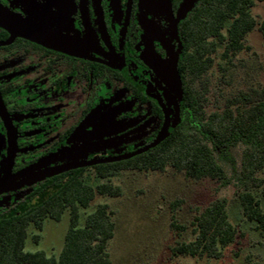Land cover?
Here are the masks:
<instances>
[{
    "label": "flooded vegetation",
    "instance_id": "af4514ba",
    "mask_svg": "<svg viewBox=\"0 0 264 264\" xmlns=\"http://www.w3.org/2000/svg\"><path fill=\"white\" fill-rule=\"evenodd\" d=\"M196 1L0 0L14 19L0 25V178L140 151L164 110L173 125L180 94L160 74L175 64L182 89L179 25ZM29 175L0 191V213L44 179L13 186Z\"/></svg>",
    "mask_w": 264,
    "mask_h": 264
},
{
    "label": "trees",
    "instance_id": "16d2710c",
    "mask_svg": "<svg viewBox=\"0 0 264 264\" xmlns=\"http://www.w3.org/2000/svg\"><path fill=\"white\" fill-rule=\"evenodd\" d=\"M264 0H197L179 25L182 53L178 72L181 78L179 117L157 143L153 140L140 151L100 160L92 166L72 167L44 178L22 199L0 213V264H111L107 243L114 234L112 210L97 203L96 195L119 196L121 188L109 177L122 170L163 171L171 167L187 178H211L227 185L221 162L233 163L231 149L241 145L235 196L241 213L264 234V211L255 194L264 198V86L240 91L227 98L218 110L206 113V74L220 57L231 61L246 49V36L257 29L264 37V18L251 13ZM101 179L95 184L87 179ZM180 201L171 203V211ZM68 213L59 252L27 251V238L39 241V232L48 219L59 221ZM194 237L170 247L172 255L219 258L233 243L237 229L228 219L226 200L217 199L198 211L191 221ZM170 226L183 229L171 215ZM251 264H259L252 262Z\"/></svg>",
    "mask_w": 264,
    "mask_h": 264
},
{
    "label": "rangeland",
    "instance_id": "374dc122",
    "mask_svg": "<svg viewBox=\"0 0 264 264\" xmlns=\"http://www.w3.org/2000/svg\"><path fill=\"white\" fill-rule=\"evenodd\" d=\"M251 13L257 21L262 20L264 4L256 2ZM4 21L13 22L14 19L0 9V22ZM245 44L248 47L238 52L231 61L220 57L223 47L218 46L214 63L206 74V113L220 109L227 98L240 91L250 92L264 86V37L255 28L246 36ZM241 149V145L231 149L233 163L221 162L229 180L227 185L211 178L190 179L171 167L163 171L122 170L110 176V181L120 186L121 194L96 195L87 210L97 203H107L112 210L114 234L107 243L111 264H264V234L255 228L253 222L244 218L234 193ZM35 168L29 167L15 175L4 171L0 186H10L17 178H23L27 173H36ZM257 175L264 178V169L258 171ZM87 181L95 184L101 179L90 177ZM27 192V189L22 190L15 200ZM255 194L264 211L261 190H256ZM221 198L226 200L228 219L237 229L234 242L224 247L221 257L216 259L172 255V245L194 237L191 225L193 216ZM176 200L180 202L172 212L171 203ZM172 214L177 224L184 226L183 229L170 226ZM67 225V211L63 212L59 221L46 220L39 232V241L35 243L27 238L25 250H43L47 254L56 255L61 248Z\"/></svg>",
    "mask_w": 264,
    "mask_h": 264
},
{
    "label": "water",
    "instance_id": "95a60500",
    "mask_svg": "<svg viewBox=\"0 0 264 264\" xmlns=\"http://www.w3.org/2000/svg\"><path fill=\"white\" fill-rule=\"evenodd\" d=\"M185 10V9H184ZM183 10V11H184ZM182 11V13H183ZM181 13V14H182ZM0 25L4 28L10 29L5 23H1ZM31 38V37H30ZM34 41L44 44L45 42L42 41L41 39L38 38H31ZM166 63H164L165 65ZM163 65V69L161 71L160 77L163 79L164 83L170 87V88H174L175 90H177L178 94L181 93V89H180V79L179 76L176 72V68H175V64L172 65V69H167L165 66ZM178 111V110H177ZM177 111H176V115H177ZM164 122L163 125L161 127L160 132L158 133V135L155 137V139L153 140V142L150 145H153L155 143L158 142V140L163 137L168 129V125H169V115L167 114V112L164 110ZM98 161H87V160H83V161H76V162H71V163H67V164H61V165H57V166H53L50 167L46 170L40 171V172H36L34 174H31L28 176V178H26L25 180L21 181L20 183L17 184H13V186H17V185H23L25 183H28L29 181H32L34 179H43L45 177L60 173L66 169L72 168V167H76L79 165H89V164H94L97 163ZM9 186H0V191L6 189Z\"/></svg>",
    "mask_w": 264,
    "mask_h": 264
}]
</instances>
